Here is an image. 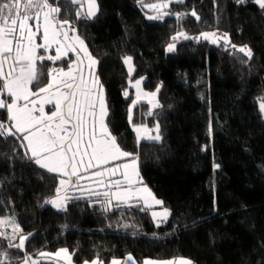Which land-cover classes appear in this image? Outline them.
<instances>
[{"label":"trees","instance_id":"trees-1","mask_svg":"<svg viewBox=\"0 0 264 264\" xmlns=\"http://www.w3.org/2000/svg\"><path fill=\"white\" fill-rule=\"evenodd\" d=\"M161 1L98 0L96 18L77 19L75 4L56 0L59 19L72 22L99 61L111 133L138 159L143 183L169 218L158 226L153 208L140 200L110 208L103 195L74 184L65 191L66 209L57 210L45 201L55 197L61 175L35 165L19 133L5 135L0 217H11L30 234L25 250L32 258L66 248L79 264L129 254L138 262L188 257L194 264H264V9L253 0H183L172 10L187 15L148 19L154 13L144 4ZM205 31L228 33L231 43L184 39L167 53L173 36ZM232 44L250 47L252 59ZM55 64L68 67L69 60L38 62L40 85L49 82L47 71ZM137 79L149 92L159 88L160 107L135 102L130 83ZM157 125L160 140L137 136L135 128L144 126L156 136ZM20 234L11 241L0 237V253L7 252L12 264L25 255L8 247ZM0 264H7L2 255Z\"/></svg>","mask_w":264,"mask_h":264},{"label":"snow or ice","instance_id":"snow-or-ice-1","mask_svg":"<svg viewBox=\"0 0 264 264\" xmlns=\"http://www.w3.org/2000/svg\"><path fill=\"white\" fill-rule=\"evenodd\" d=\"M69 2L83 6L82 0H69ZM172 2L173 0H165L161 4L145 5L150 9L157 10V15L149 16L148 19L161 18L159 10L167 8ZM175 2L183 3V0H175ZM237 2L244 3V0H237ZM253 2L260 9H264V0H253ZM86 3L87 12L83 13V18H96L100 11L98 0H86ZM21 4L23 5L22 8ZM34 9L36 11L33 14ZM60 13L61 7L56 0H0V110H3V119H0V137L5 135L15 137L16 133H19L23 140L27 141V147L31 152L29 159L35 165L48 173L69 177L68 180L61 179L55 190V197L45 201L54 207H60L61 191H66L64 186L71 182V177L82 178L80 177L79 165H84V171H88L91 168H100L111 161L133 155L123 151L116 142V137L109 131L106 123L108 107L103 85L99 76L93 71L99 61L87 51V46L78 35L74 39L88 59L90 79H84L83 72L77 64L69 63L67 71L63 68L48 69L49 82L44 85L39 84V76L43 72L38 69L37 61L41 64L45 59L55 62L60 60L62 56H66L68 51H76L73 45L65 43L69 39L68 31L76 32V28L68 19H58ZM41 14L43 15L42 44L36 42L40 30ZM168 14L167 12L163 13V15ZM175 15L177 18H181L187 14L177 12ZM191 15L199 20L195 11L191 12ZM75 16L77 19L81 18L82 12L76 11ZM31 21H36V23L32 24ZM57 24H59V29ZM65 26H67V30L62 31ZM34 27L35 31L33 30ZM178 35L183 36L185 40L194 39L196 42H199L202 37L213 44L221 39L226 44L231 43L226 33L217 36L215 32H203L200 36L190 37L181 32ZM177 39L178 36L172 37L173 41ZM53 45H57L55 55L45 57L43 54H38L39 49L43 48L48 51ZM231 47L242 53L248 60L252 59L253 51L247 45L232 44ZM174 50L175 43L169 44L168 51ZM131 61V57H126L124 60L125 64L129 65L130 73L133 71ZM34 82H36L35 91L31 87ZM140 83L141 81L137 80L134 85L137 88V101L140 99ZM156 92H159V88ZM5 94L12 98L11 102L2 98ZM124 95L127 97L128 93L125 92ZM143 95L149 97L148 103L152 104L154 108L161 106L156 100V93H144ZM21 101L24 103L21 104ZM46 104L53 106L50 114L45 113L44 105ZM259 107L264 112V103H261ZM5 121H11V127H8ZM12 128H15V132L12 131ZM97 128L99 132H97ZM135 130L137 133L149 132L147 127H137ZM156 131V136H148L147 138L160 140L159 125L156 126ZM85 158H87L86 164ZM217 167L219 166L217 165ZM121 168L123 169L124 180L130 185L135 183L134 178L139 175L136 171L135 158L131 164L117 165L103 171H96L92 175L99 177L97 183L105 187L115 186L119 188L122 184L121 180H113L106 184L103 178L106 175H116ZM137 192L147 193V197H151L155 204L163 203V201L155 199L147 187L138 189ZM94 194L103 195L107 204H111L112 197L117 200L130 199L137 193H133L129 188L123 192L106 191L103 193L95 192ZM147 197H144L145 203L148 202ZM152 215L155 217L157 213L153 212ZM163 215L165 218L169 215L167 209L164 210ZM6 222V220H0V225ZM12 223L13 233L15 234L19 230L21 234L18 242H10L8 247L25 252L20 264H29L30 261L31 264H40V261L33 260L32 256L26 253L25 241L29 239L30 234H22L19 225L15 221ZM0 237L9 241L12 239L5 232H0ZM0 255L3 256L4 262L12 264L7 252L0 253ZM38 255L40 257L54 256L57 259L69 261L71 259V254L66 248H61L55 253L42 251ZM127 259L128 261L133 260L131 256H128ZM84 264H89V262L85 261ZM91 264H103V262L97 258ZM111 264H121V262L114 259ZM144 264H193V262L189 259L179 258L168 261H144Z\"/></svg>","mask_w":264,"mask_h":264},{"label":"rangeland","instance_id":"rangeland-1","mask_svg":"<svg viewBox=\"0 0 264 264\" xmlns=\"http://www.w3.org/2000/svg\"><path fill=\"white\" fill-rule=\"evenodd\" d=\"M163 2H165V0L161 1L160 3H149V4H161ZM173 2H175V0H173ZM172 3L169 4V6L167 8H161L159 10L160 17L161 16L162 17L172 16V15L173 16H176L175 13H177L178 11L172 10V5H173ZM82 5H83L82 7H81V5H76L75 8H76V11H78V10L81 11L82 12V16H83V13H86L87 12V3H86V0H82ZM145 5H148V4H144V8H145V11L146 12H148V13L153 12L154 13L153 16H156L157 15V10L150 9V8L146 7ZM22 7H23V5L21 4V8ZM35 11L36 10L34 9L33 10V14L35 13ZM165 12H167L169 14L168 15H163V13H165ZM58 19H59V17H58ZM30 23L35 24L36 21H31ZM54 23H55V21H54ZM39 24H40V30H39V33L37 34L36 42L42 44L43 43V40H42V34H43V15L42 14H41V17H40V20H39ZM56 26L59 29V24H57ZM33 30L35 31V27L33 28ZM64 30H67V26H65V29H63L62 31H64ZM205 32L212 33V32H215V31H205ZM215 33L217 34V36H222L223 34H225L223 32H218V31H216ZM200 34L201 33L197 34L196 36H200ZM226 34H227L228 38L230 39V34H228V33H226ZM77 35L81 38V36L78 34V31L77 30H76V32L68 31V37H69V39L65 43L66 44L73 45V47H75L76 51H68L66 56H62V58L60 60H56V61H61V60H64V59H68L69 60V63H75V64H77L78 68L84 71V73H83L84 79L85 80H88V79H90V71L88 69V59L85 56L84 52L80 50L79 44L74 39V37H76ZM175 36H178V39L176 41H172V43H175V50H176L177 43L179 41H181V40H184V38H183V36H179L178 34L175 35ZM61 40L63 41V37L62 36H61ZM200 41H205L206 42V40H204L202 37H201ZM207 42H209L210 44H213L210 41H207ZM84 43L87 46L86 41H84ZM219 43H223L224 45H228L222 39L219 40L216 44H213V45H217ZM168 45L166 47L167 48V53L168 54L173 53V51L172 52H169L168 51ZM56 47H57V45H53L52 48L50 50H48V51H45L43 48H41V49L38 50V54H40L42 52V54L45 57H47L49 55H55L56 54ZM87 51L89 53H91V51H89L88 46H87ZM91 55L93 57H95L92 53H91ZM78 57H79V59H78ZM45 60H47V59H45ZM47 61H49V60H47ZM38 62L39 61H37V66H38ZM49 62L52 63L53 61H49ZM97 67H98V64L95 66V68L93 69V71L95 72V74L97 76H99L98 73H97ZM128 67H129V65H128ZM54 68H63L65 71L68 70V67L67 66L61 67L60 65H57V64H55ZM134 72L135 71L133 69V71L131 72V74H133ZM137 80H140V79H137ZM137 80H133L130 83V87L131 86L133 87V93L136 94L135 96H137V88L134 85H135V83H136ZM31 87H32V90L33 91L36 90V88L33 85ZM139 88H140V93H139L140 94V99L143 100V98H149V97L144 96L143 94L144 93H152V92L147 91L146 89H144L140 85H139ZM103 92H104V96H105V99H106V102H107V94H106L105 86L104 85H103ZM41 95H43V94H41ZM2 98L7 99L9 102H11V99H12L11 97H8L6 94ZM32 99H35V97H32ZM20 103L23 104L24 101H21ZM37 107H39V105H37ZM52 107L53 106L51 104L44 105L45 113L50 114V110L52 109ZM107 107H108V105H107ZM108 110H109V107H108ZM36 114L39 115V113H36ZM107 118H108V116L106 117V123H107ZM12 131H15V128H12ZM109 131L111 132L110 128H109ZM97 132H99V129L98 128H97ZM111 134L113 135V133H111ZM116 142H117V139H116ZM24 147L26 148V150L29 153H31L30 150L27 147V141H25V140H24ZM122 150L125 151L124 149H122ZM125 152H127V151H125ZM133 159H134V157L132 155L130 157H123L121 159L111 161V162H109V163H107L105 165H102L100 168H91L88 171H86V172H88V175L87 176L81 174V171L84 170V165H79V167H80V174H81L80 177H82V178L79 179V183H80L79 185L80 186L83 185V187H85L84 188L85 190L95 189L94 193L95 192L103 193V192H106V191H110V192L121 191V192H123L125 189H129L130 188L133 193H137V194L134 195V196H132L130 199H123L122 198L121 200H117L115 197H112L111 204H109L110 205V208L114 207V203L115 202L116 203H119V202L129 203L131 201H137V199H138L145 206H147V207L148 206H151L153 208V210L151 211V213H153V212L157 213V215L155 217L153 216V218L155 219V224H157L158 226H160V225L164 224L167 221V219L170 216V212L168 211L169 212V215H167V217L165 218V216L163 215V213H164V210L166 208H163L162 207V204H155L154 201L151 199V197H147V193H142V192H139L138 193L137 192L138 189H142L144 187H147V189H149L151 191V193L154 195L155 199L159 200V198H157L155 196L154 192L151 190L150 186L148 184H146V183H143L144 181L142 180V176L140 175V170L138 168L139 167V161H138V159L136 157H135V159H136V171L139 173V175L134 178L136 182L135 183H132L131 185L128 184V182L124 180V177L122 175V172H123V169L122 168L117 172L116 175H114V176H107L106 175L103 178L105 180V183L106 184H109L113 180H121L122 181V184L119 186V188H117L115 186L105 187L104 185H101V184L97 183V181L100 179L99 177H95V176L92 175L96 171H103L104 169L116 167L117 165L131 164L132 161H133ZM86 162H87V158H85V164H86ZM129 171H131V170H129ZM61 179L68 180L69 177L68 176H62L61 175L60 180ZM70 183L67 184V185H65V187L70 186L71 185ZM74 185H76V184H74ZM60 196H61V198L63 197L61 194H60ZM144 197H147V201H148L147 203H145ZM59 203H60V201H59ZM62 203H64V201H62ZM55 208L57 210H59V211L61 209H63V207L61 205H60V207H55ZM0 220H6L7 221L3 225H0V230L2 232H5L8 236L13 237V238H16V236H18V233L20 231L17 230V232L15 234L13 233V223H12V221H15V220L12 219L9 216L0 217ZM58 250H56V251H58ZM56 251H51V252H49V251H43V252L55 253ZM69 253L71 254L70 261L67 260V259H57L54 256L53 257H40L39 256L38 258L37 257H33V260L40 261V263H41V261H46V262H48V264H79L75 260H73V254H72V252L69 251ZM128 256H131L133 258V260L132 261H128V259H127ZM128 256L123 257V258H116L115 260L120 261L121 264H144V261H168V260H178L179 259V258H172V259H161V260H158V259H151L150 258V259H146L144 261H139L138 262L136 260V258L133 257L132 254H129ZM183 258L189 259L188 257H183ZM95 259H97V258H95ZM99 260L102 261L101 259H99ZM189 260H191V259H189ZM92 261H88L89 264H91ZM102 262H103V264H111L112 260L110 262H107V263L105 261H102ZM29 264H31V261L29 262ZM193 264H194V262H193Z\"/></svg>","mask_w":264,"mask_h":264},{"label":"crops","instance_id":"crops-1","mask_svg":"<svg viewBox=\"0 0 264 264\" xmlns=\"http://www.w3.org/2000/svg\"><path fill=\"white\" fill-rule=\"evenodd\" d=\"M73 57V56H72ZM132 62V61H131ZM133 67V66H132ZM129 68V67H128ZM133 69H134V67H133ZM82 72L84 73V71L82 70ZM141 81V80H140ZM133 85V84H132ZM140 86L141 87H143V82L141 81V83H140ZM131 88H132V90H133V87L131 86ZM154 93H156V100L158 101V94H157V92H154ZM136 95V94H135ZM148 99L149 98H143V100H141V99H139L138 101H137V96L135 97V102H143V101H147L148 102ZM153 107V106H152ZM145 127V126H144ZM136 129V128H135ZM149 129V132L148 133H144V132H140V133H137V131H136V133H137V136L139 137V139H142V138H146V137H148V135H152L153 134V129H150V128H148ZM155 132V131H154ZM81 174L82 175H85V176H87L88 175V172H86V171H84V170H82L81 171ZM81 174H80V176H81ZM71 185H73V184H76V185H74V186H77V187H82V189L83 190H85L84 188L85 187H83V185H79L80 183H79V179H77V177L76 176H73V177H71V183H70ZM70 185V186H71ZM70 186H67V187H65L64 186V188L65 189H68V188H70ZM85 191H87L89 194H93L94 195V191H95V189H92V190H85ZM61 195L63 196L62 197V199L60 200V205L63 207V209H66V200H65V190H62L61 191ZM62 201H64V203H62ZM63 209H61V210H63Z\"/></svg>","mask_w":264,"mask_h":264}]
</instances>
